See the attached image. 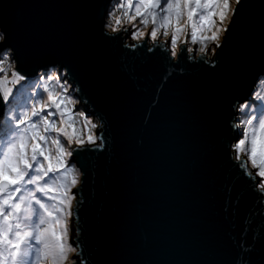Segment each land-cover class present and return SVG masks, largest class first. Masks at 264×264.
<instances>
[{
	"label": "snow or ice",
	"instance_id": "obj_1",
	"mask_svg": "<svg viewBox=\"0 0 264 264\" xmlns=\"http://www.w3.org/2000/svg\"><path fill=\"white\" fill-rule=\"evenodd\" d=\"M83 6L97 12L86 34L63 41L58 57L35 46L30 27L9 20L10 5L0 7V264H185L171 258L173 245L142 252L130 262L98 261L86 249L80 193L89 158L116 139L105 113L77 107L88 103L86 81L101 94L106 88L91 38L133 53L159 52L172 68L183 60L215 69L231 43L250 28L253 9H259L264 30V0H104ZM25 64L33 66L34 75L22 70ZM261 82L264 54L248 97L236 94L228 102L231 113L224 126L233 135L221 143L229 161L264 199V91L256 87ZM183 123L178 118V128ZM181 140L178 133L164 136L152 151L135 154L129 165L135 182L129 190L149 182L166 186ZM119 225V220L111 222L107 241L117 252L124 246ZM240 247L241 255L227 264H256L252 246L242 242ZM200 264L224 262L208 258Z\"/></svg>",
	"mask_w": 264,
	"mask_h": 264
},
{
	"label": "water",
	"instance_id": "obj_2",
	"mask_svg": "<svg viewBox=\"0 0 264 264\" xmlns=\"http://www.w3.org/2000/svg\"><path fill=\"white\" fill-rule=\"evenodd\" d=\"M104 0H0L9 20L30 27L35 46L58 57L63 41L86 34L96 8ZM259 4V0H253ZM96 56L103 67L105 91L85 83L87 110L109 118L115 143L91 156L80 209L82 238L98 261H134L142 252L167 250L185 264L212 258L227 264L241 255V243L253 248L259 264L264 255V199L258 198L247 179L229 161L221 141L233 134L224 126L236 94L246 99L264 54V30L259 9L252 11V24L234 40L217 67L180 61L172 68L159 52L134 53L118 43L99 41ZM22 70L34 75L33 66ZM167 73H172L167 76ZM244 85V87H241ZM184 123L178 128L177 120ZM179 134L175 166L161 186L149 182L129 190L135 171L133 156L152 151L159 139ZM195 168V175L191 170ZM79 192V190H76ZM120 221L122 251L107 246L111 222ZM80 230V222H76ZM75 237V233H74ZM169 258V257H165Z\"/></svg>",
	"mask_w": 264,
	"mask_h": 264
},
{
	"label": "rangeland",
	"instance_id": "obj_3",
	"mask_svg": "<svg viewBox=\"0 0 264 264\" xmlns=\"http://www.w3.org/2000/svg\"><path fill=\"white\" fill-rule=\"evenodd\" d=\"M128 43H132L130 40L129 41H127ZM259 89L261 90V91H264V82H262L260 85H259ZM77 107L78 108H84V109H86L83 105H77Z\"/></svg>",
	"mask_w": 264,
	"mask_h": 264
},
{
	"label": "trees",
	"instance_id": "obj_4",
	"mask_svg": "<svg viewBox=\"0 0 264 264\" xmlns=\"http://www.w3.org/2000/svg\"><path fill=\"white\" fill-rule=\"evenodd\" d=\"M261 83H262V82H261ZM261 83H259V84L256 86V87L258 88V90H260V89H259V85H260Z\"/></svg>",
	"mask_w": 264,
	"mask_h": 264
}]
</instances>
